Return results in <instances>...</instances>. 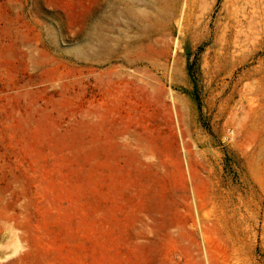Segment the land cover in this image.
Masks as SVG:
<instances>
[{
    "label": "rangeland",
    "instance_id": "rangeland-1",
    "mask_svg": "<svg viewBox=\"0 0 264 264\" xmlns=\"http://www.w3.org/2000/svg\"><path fill=\"white\" fill-rule=\"evenodd\" d=\"M0 264H264V0H0Z\"/></svg>",
    "mask_w": 264,
    "mask_h": 264
}]
</instances>
